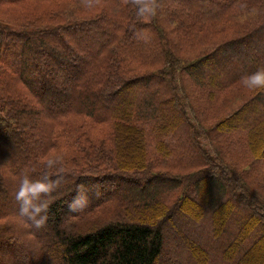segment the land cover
<instances>
[{
    "label": "trees",
    "instance_id": "trees-1",
    "mask_svg": "<svg viewBox=\"0 0 264 264\" xmlns=\"http://www.w3.org/2000/svg\"><path fill=\"white\" fill-rule=\"evenodd\" d=\"M163 1L156 0L151 21L141 18L139 10L135 11L140 0H132L135 5L130 4L129 8H126L127 11L120 15L119 11L109 12L110 9L106 8L96 16L86 19H80L77 16L69 17L66 19L67 22L58 24L36 26L30 23L11 26L9 23H0V63L9 62L10 59L15 58L19 67L13 66L12 70H18L23 76L20 80L31 86L29 92L24 95L20 91L11 94L6 92V88L12 86V81L7 80L8 84H6L2 79L0 80V94H7L9 101L16 102L25 95L26 99H30L27 102V112H23L22 109L12 112V122L4 121L0 116L3 126L12 130L11 135L2 139L5 143L3 142L4 144L0 147V181L6 182V186L3 189L0 188V205L5 209L8 208L9 203L17 201L18 191L13 193L10 186L16 181L21 184L25 177L50 186L51 195V198L46 201L39 197L31 200L29 211L33 206L40 208V211L33 216L22 214L14 208L0 211V219L6 220L3 223L6 227H11L14 223L9 215L22 219L23 224L20 225L25 229L23 238L38 242L39 247L48 248L49 256L41 252L40 259L37 256L29 262L27 261L29 258L27 259L24 253L19 257L10 250L5 256L0 255L1 262L19 257L23 264H159L165 250L173 248L169 259L178 260L181 262L179 264H264V192L256 190L252 194L250 190H252L253 182L248 180V177L237 175L235 168L231 165H227L228 175L230 174L232 180V182L229 181L230 183L227 181V176L216 174L214 169L201 167L199 164H202L204 157L198 152L194 136L198 135L203 139L206 126L200 120L199 109H196L192 103L188 104L192 98L189 93L184 94L186 102L182 99L178 104L179 111H176L175 106L172 105L171 98L166 97L169 82L183 81L187 75L188 78L192 75L197 76V80L202 82L204 80L200 69L202 63L215 60L222 54H228L237 59L235 47L244 46L248 39H254L258 58L251 61L252 71L242 72L241 74L246 73V75L236 76L235 80L264 72V41L259 37L264 34V3L261 0H195L188 4L181 0H173L171 7L165 10ZM257 1L259 2L257 6L252 5ZM237 5L241 7L238 8ZM233 9H238L236 13L245 9L250 10L248 14L253 10L259 12L256 20L252 19L240 25L231 33V38L215 43L209 48V52L204 54L205 56L202 55L184 63L176 47L178 40L167 34L166 26L181 37L184 33L196 34L209 27L215 28L213 24L207 26L204 22L205 18L214 17L218 20V17L226 15ZM105 24L112 25L113 28L103 29L102 25L105 26ZM83 30H89L95 40L102 36L107 39L92 53L87 54L93 66L87 70L89 75L87 79H83L80 81L81 85L74 87V100H79V104L75 106L73 103H66L52 114L45 112L47 105L49 107L51 103H58L65 94L70 96L73 93L71 90L66 91L62 87L48 83L45 78L46 83L41 84V95L34 98L31 94L33 85L27 82L33 76L30 60L45 51L58 61L71 63L67 59L66 51L72 49V45L69 44L64 49L54 39H57L59 35H67L71 41L78 32L81 33ZM5 32L18 39L16 41L2 39ZM45 34L49 37H44ZM163 34L167 36L164 38L165 42L162 39L159 41V35ZM118 35L124 40L121 43L123 48L121 50L129 53L125 61L132 59L133 56L143 62L150 60L148 62L157 68L164 65V68L142 72L132 78H126L123 75L112 83H109V72L99 68L97 73L93 72L96 59L114 43V40H119ZM227 50L230 52L227 53ZM161 56L163 57L159 59ZM108 61L106 62L110 64L111 60ZM102 64L106 65L104 62ZM48 65L52 68L50 62ZM183 68L192 74H181ZM209 77L213 78L210 75ZM154 80L159 81L158 87H153ZM176 85H180L181 89V84ZM185 86L186 83H184L186 93ZM111 87L117 89L107 92V89ZM119 94H125L126 98L117 103L111 101L115 104L113 108L105 106L103 100L114 99L119 97ZM37 102L42 103L45 108L40 110L35 107L34 103ZM228 111L230 112L213 120L216 121L215 126L212 124L209 128L206 127V130H213L215 127L217 129V121L223 122V125L237 121L244 126V119L249 118L252 130L255 129V132L262 133L263 136L264 85H258L252 95L243 98L240 102L236 101ZM0 113L6 114L8 110L0 106ZM66 114L89 116L93 123L109 124L111 125L109 128L114 132L113 136L117 138L113 154L105 147L106 138L97 140L94 135L96 141L92 143V145L95 144L92 150L98 145L96 154L93 152L97 157V160L92 163L95 166L69 169L66 174H71V178L61 177L62 174H49L47 170L50 169L52 162L50 159H43L52 148L57 146V141L60 139L54 136L55 125L62 122ZM24 116L33 120L31 129L36 126L35 122H39L42 134L37 139L34 136L31 137L34 144L31 151L10 153V149L15 150V146H18L15 133L19 130L15 129V122ZM75 130L77 134L78 127H75ZM33 132L32 130L29 133L33 135ZM58 135L62 136V142H65L66 146L71 147L74 146L73 143L77 137L78 147L75 148L80 152V133L74 135L71 127L70 135L65 131ZM150 136L158 138L156 144L159 150L164 151L161 156L163 160L171 159L172 151L177 160L184 165L188 164L189 167L194 165L197 170L178 175L169 171L171 169L169 165L165 167V170L154 171L155 165L145 163L149 160L145 157L144 150L149 147L147 137ZM122 140L124 144L121 143ZM257 141L258 143L262 141L261 136ZM128 143L134 149H128V145L125 146ZM208 143L205 142V151L209 157L217 163L225 164L221 154L209 150ZM117 149L125 150L121 156H115ZM258 152L259 157L256 160L263 159L264 157L260 158V155L264 156V143ZM76 153L77 151L70 152L69 155L62 153V156L64 159L70 156L68 159L75 160ZM141 183H144V186H140ZM114 186L119 187V195H113ZM50 188H55V191L52 192ZM190 190L201 196L206 195L202 200L205 207V221L207 219L209 222L208 227L211 233L206 232V229L202 227L195 230L205 233V236H209L213 242L208 241L204 248L198 245L199 242L196 240L194 245L192 241L184 239L183 245L186 246L182 249L186 254L187 251L192 253L190 260L187 261L186 257H180L177 253L174 239H170V227L173 223V215L184 218L181 220V225L184 224L186 227L191 226L192 221L197 223L202 220L204 210L195 204V200L189 193ZM79 191L78 203L83 201V196L89 197L92 200L90 206L93 207L91 209L82 207L81 212L73 214L71 223L74 226H63L65 219L63 214L65 216L73 211L71 207ZM168 192L170 195H167ZM233 193L236 197H233ZM108 194L113 197L98 199ZM223 201L225 204L218 210ZM234 208L236 212L232 214ZM106 210L107 215L103 213ZM243 211L246 213V218L240 222L239 215ZM230 214H232L231 217H229ZM29 217H34V220L42 219L43 222L39 227L31 224L30 229L27 225L30 224L27 220ZM251 220L256 224H252ZM260 228L263 229L260 231ZM8 231L4 229L0 231V242L4 243V240L15 236V232L10 235ZM237 232L238 235H236ZM14 238L13 241L17 242V238ZM185 238H189L188 235H185ZM21 241L23 240H18L19 243ZM181 245H178V249Z\"/></svg>",
    "mask_w": 264,
    "mask_h": 264
},
{
    "label": "rangeland",
    "instance_id": "rangeland-1",
    "mask_svg": "<svg viewBox=\"0 0 264 264\" xmlns=\"http://www.w3.org/2000/svg\"><path fill=\"white\" fill-rule=\"evenodd\" d=\"M181 1L191 4V2H194L195 0ZM258 1L253 3L252 5L257 6L259 3ZM163 2H165V10H168V8H170L173 4V0H164ZM261 2L264 3V0H261ZM155 3L156 0H140V3L137 4L139 7L137 6L135 11L139 10L141 12V18L151 21L154 13L153 5ZM130 4L135 5V3H132V0H0V23H9L11 26H19L30 23L36 26L58 24L63 23L64 21L67 22L66 19L69 17L77 16L80 19H86L90 16H96L103 12L106 8L110 9L109 12L119 11L120 15L127 11L126 8H129ZM237 6L238 8L241 7V5ZM237 10L238 9L231 10V12L227 13L226 15L218 17V20H215L214 17H207L205 18L204 22L207 23V26L213 24L215 28L209 27L208 29L206 28L205 30H202L201 32L196 34L192 32L184 33L183 37H181V35H178V33L175 34L168 29V26H166L167 34L169 36L172 35V38L176 37L178 40V42L176 43V47L178 48V54L182 61L186 63L187 61L194 60L199 56H202L204 54L206 55L209 52V48L215 43L220 40L223 41L225 38H231V33L240 25L242 26L246 24L247 21L252 19L256 20L257 13L259 12L253 10L252 13L248 14L250 10L245 9L236 13ZM102 27L103 29H105L106 27L113 28L112 25L110 26L109 24H105V26L102 25ZM92 30L94 31L95 28ZM45 36L49 37L46 34L44 35V37ZM68 37L69 36L67 35H59L57 39L54 40L59 43L64 49L67 48L65 46H68L69 44L72 45V49L68 48L69 50L66 51L68 57L67 59L71 63H66L62 60L58 61L53 58L50 53H47L45 51L40 52L39 55L34 56L30 60L31 68L33 70V76L31 75V80H27V82L30 85H33V88H31V94H33L34 98L41 95V84L46 83L44 82L45 78H47L48 83H51L52 85L57 87H62L66 91L71 90L73 93L74 87L81 85L80 81H82L83 79H87V77L89 76L87 74V70H89V67L93 66V63L90 61L87 54L92 53L100 43L107 39L102 36L99 39L95 40L94 36L90 35L89 30H83L81 33L78 32L76 37L71 39V41ZM166 37V34H163L162 36L159 35V41L160 39H162L165 42L164 38ZM259 37L264 41V34L259 35ZM118 38V41L114 40V43H112L109 48L105 49L104 52L96 59L94 64L96 67L92 70L95 73H97L99 69L109 72V83L117 81L115 79H119L123 75L126 78H132L133 76L142 72L164 68V65H161L158 68L155 67V65H151V63L148 62L150 60H144L148 63L146 64V62H143V60L135 59V57H133L132 55V59L125 61L126 55L129 53L123 52V50H121L123 49L121 43L124 42V40L120 39L119 35ZM2 39L6 41H16L18 37L5 32ZM253 40L254 39H248L245 41L244 46L235 47V56L237 57V59L230 57L228 54H222L219 55L215 60H208L202 63L200 67V69L202 70V74L204 75V80H202V82L197 80V76L194 75L188 78L187 73H189L190 75L192 73L187 71V69H181V74H186L187 76H185L183 81H177V83L169 82L167 86L168 91L166 94V97L171 98L172 105L175 106L176 111H179L178 104L182 99L186 102L184 94L189 93L190 95H192V98L191 102L188 101V104L192 103V105H194L196 109H199L200 120L203 121L204 126L209 128L212 124L213 126H215L216 121L213 120L229 113L230 111L228 110H230V108L234 103H236V101L240 102L243 98L252 95L258 85L250 86L249 84L245 83L246 78H248L249 76L239 78L238 80H235V77L246 75V73L241 74L244 71L253 70L251 61L258 58V53H256V44L253 43ZM226 52L229 53L230 51L227 50ZM163 56L159 57V59H161ZM108 60H111L110 64L106 62ZM48 62H50L52 68L49 67ZM102 62L106 63V65H103ZM17 65L19 67V63L17 60H15V58L10 59L9 62L0 63V80L2 79L6 84H8V82H6L7 80L12 81L13 84L11 83V85L13 87H7L6 92L16 94L20 91L21 94L24 95L26 92H29L28 90L31 86L20 80L23 76L20 75V72L18 70H12L11 67ZM209 75L213 76V78L209 77ZM178 83L181 84V89L179 88L180 85H176ZM184 83H186V93L184 91ZM159 84V81H153V87H158ZM215 88H219L221 90ZM116 89L117 88L111 87L107 89V92L109 90ZM73 94L70 96H67L65 94V97L60 102L54 104L51 103L49 104V107L47 105L45 112L47 111L48 113L52 114L58 108L64 106L66 103H73L75 106H77L79 104V100H74L75 93ZM102 98H104V96ZM125 98V94H119V97L103 100V103L106 107L113 108L115 104H112L111 101H113V103H117V101ZM29 100V98L26 99L25 95L23 98L18 99L16 102H12L9 101V97L7 96V94H0V106L5 107L8 110V113L6 114L0 113V116L4 119V121L12 122V112L19 109H22L23 112H27V102ZM38 103L39 102L34 103L35 107L43 110V108L45 107L42 106V103ZM110 104L112 105L110 106ZM22 114L24 115L25 113ZM190 116L193 119V114H191ZM63 117L65 118V120L63 118L62 122L57 123L54 130V136L58 137L60 140L57 141V146L52 148L50 150V153H47V155L43 158L50 159L52 162L50 169L47 170L49 174H62L61 177L71 178V174H66L67 170H76V168L81 169V167L89 168L90 166H95L92 165V163L97 160V157L94 156L93 152L96 154L98 145L92 150V147L95 146V144L92 145V143L96 141V138L97 140L106 138L105 147H107L109 152L111 150V152H113L114 154L113 148H115L114 144L117 145V138L113 136L114 132L109 128L111 127V125H99L96 122L93 123L91 117L89 116L66 114ZM249 122V118L244 119V126H242L237 121H233L231 124L227 125H223V122L217 121L219 130H217L218 128L215 129L216 127L213 128V130H206L205 127V130L203 131V139H201L198 135L194 136V139L197 143L199 154L204 157L202 160V164L198 163L199 165H201V167H206L211 170L214 169L216 174L224 177L227 176V181L232 182L230 174L228 175L227 165H231V167L233 166L237 175L241 174L244 178L248 177V180L253 182L252 190H250V192L254 194L256 190L264 192V158L261 160H256L259 157L257 156L259 154L258 149H260L264 143V133L262 136V133L255 132V129L252 130V124L251 122ZM15 123V129L19 130V132L15 133L18 139V146H15V150L10 149V153L18 154L22 151H31V148H33L34 146L31 137L34 136L37 139L39 138L40 134H42V131L38 125L39 122H35L36 126L34 127V129H31L33 120L25 116L17 119ZM72 124H76L77 126H73ZM71 127L74 131V135H78L80 133V152L75 148L78 147L76 145L77 137L75 138V142L73 143L74 146L71 147L66 146L65 142H62V136L58 135V133L64 131L66 134L70 135ZM75 127H78L79 129V132L77 134ZM32 130L34 131L33 135L29 133ZM11 131V129L8 130L5 126H3V123L0 122V147H2V145L5 143L4 141H2V139L11 135ZM94 135L96 136V138L94 137ZM259 136H261L262 138V141H259L260 143H258L257 141ZM84 138H86L87 141L84 140ZM147 139L149 141V147L145 148L144 151L146 153L145 157L149 160H146L145 163H152V165H155L153 168L154 171L165 170V167L169 165L171 167L169 171L173 174L178 175H182L181 173L197 170V167L191 165L192 163L190 164L192 167H189L188 164L184 165L183 162L181 163L179 160H177V157L173 155L172 151L171 159H169L168 161L163 160L161 156H163L164 151L159 150L156 144V140L158 138L155 136H150L147 137ZM205 142H209L208 145L210 146V151H217V153L222 155L225 164L217 163L213 161L211 157H209L208 153L205 151ZM121 143L124 144V141L122 140ZM126 145H128V149H134V147L129 143L125 144V146ZM81 147H85L88 149H82ZM124 150L125 149H117L115 156H121ZM75 151H77V157H75V160L68 159V157H70L68 156L65 158L67 160L66 162V160L62 156V153L64 155H69L70 152L74 153ZM78 153L80 154L78 155ZM261 157L264 156L260 155V158ZM5 184L6 182L0 181V188L3 189V187L6 186ZM140 186H144V183H141ZM10 187L13 193H15V191H18L20 188L19 181H16L15 184H11ZM50 189L52 192L55 191V188ZM118 190L119 187L114 186L112 190L114 196L119 195ZM169 193L170 192H168L167 195H170ZM189 193L195 200V204L199 205L201 210H204L202 220L197 223L195 221H192L191 226L186 227V225L184 224L181 225V220L184 218L173 215V223L170 227V239H174V246L177 253H179V256L186 257L187 261L190 260L192 253L190 251H187L186 254L184 249H182L186 246L183 245L185 243L184 239L192 241L194 245H196L194 243V241L196 240L199 242L198 245L204 248L206 247V243L208 241L213 242V240H211L209 236H205V233L195 230L199 229L200 227L205 228L206 232H209L211 230L208 227L209 222L207 221V219L205 221V207L203 206L204 202L202 198L206 195L203 194V196H201L199 194H196L192 190H190ZM113 195H102L98 199H106L107 197H113ZM35 197H39L43 201L49 200L51 198L50 191L48 190L47 192H41L33 195L30 194L27 198H25V200H17L14 203H9L8 208H14L19 211L21 209V206L29 208L31 202L26 203V201L28 199H30L31 201ZM233 197H236L234 193ZM82 199L83 201L81 200L78 203V206L71 207V210H73L74 213H71L73 212L71 211L70 213L68 212L65 216L63 214V217L65 218L63 226H74V224L71 223V219L74 216L73 214L81 212L80 210L82 209V207H85L83 209H91L93 207L90 206V202L92 201L91 198H84L83 196ZM224 204L225 202L223 201L217 209L219 210ZM8 208L4 209L0 205V211H6ZM235 212L236 209L234 208L232 214ZM103 213L107 215L108 211L106 210ZM232 214H230L229 217H231ZM41 215L43 216V214ZM9 216L14 222L13 226L6 227L3 224L6 220L0 219V231L3 229L5 231L9 230L8 232L10 233V235L15 232V236H13V238L10 237V239L8 238L4 240V243L0 242V255L5 256L6 253L10 250L14 251L15 254L19 257L22 253H24L27 259L29 258V260H27L29 262H32L33 259L37 256V258L40 259L39 253L41 252H44V254L49 256L48 248L39 247L38 242L27 241L23 238L25 229H23L20 225L23 224L22 219H19L18 216L16 218V216L14 215ZM239 216H241L240 222H242V220L246 218V213L243 211ZM27 220L30 224H27V222L26 224L31 229V224L35 225L34 217H29V219ZM232 220L233 219H231V221ZM251 223L256 224L254 223V221H252ZM261 229L263 228H260V231ZM185 235H188L189 238H185ZM236 235H238V232ZM14 237L17 238V242L13 241L15 239ZM18 240L23 241L19 243ZM11 242L15 243V245ZM178 245H181L180 249H178ZM215 247L218 248L217 246ZM171 250H173V248H168L165 250V253L161 257L159 264L181 263L178 260L173 261L172 259H169ZM19 257L12 258V260L9 259L7 260V262L0 261V264H23L19 260Z\"/></svg>",
    "mask_w": 264,
    "mask_h": 264
},
{
    "label": "clouds",
    "instance_id": "clouds-1",
    "mask_svg": "<svg viewBox=\"0 0 264 264\" xmlns=\"http://www.w3.org/2000/svg\"><path fill=\"white\" fill-rule=\"evenodd\" d=\"M245 83L250 86L264 85V72H257L246 78ZM51 163V162H50ZM50 186H46L44 183L36 182L30 180L28 177L22 179L20 188L16 194L17 200H25L30 194H37L41 192H47ZM80 199V191L78 192L77 198L73 201L72 206L75 207ZM30 199L26 201V203H30ZM22 214L33 216L35 213L40 211L39 207H32V210L29 211L28 207L21 206L20 209ZM43 220H35L36 226H40Z\"/></svg>",
    "mask_w": 264,
    "mask_h": 264
}]
</instances>
